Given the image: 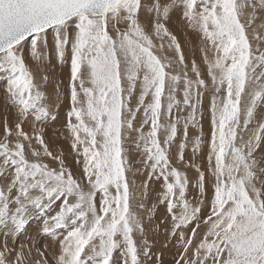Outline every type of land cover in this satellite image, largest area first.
I'll return each instance as SVG.
<instances>
[{
  "label": "snow or ice",
  "instance_id": "6c2138e0",
  "mask_svg": "<svg viewBox=\"0 0 264 264\" xmlns=\"http://www.w3.org/2000/svg\"><path fill=\"white\" fill-rule=\"evenodd\" d=\"M245 7L252 9L247 25L251 26L257 8L264 9V0H0V80L6 82L8 102L17 109L21 122L29 116L43 122L50 116L42 85L26 63L25 43L30 41V58L37 66L48 59L49 31L61 62L66 48L71 47V110L66 127L73 151L80 154L82 149L83 174L90 187L87 192L81 188L39 134L34 138L43 152L33 150L32 138L22 131L20 122L15 125L16 142L10 147L8 138L13 133L5 122L0 180L7 181L10 176V182L0 187V229L12 226L5 237L11 234L15 238L24 228L30 208L43 212L54 200L63 198L60 211L51 217V223L45 220L42 229L53 238L56 230H67L59 241L56 264H114L113 254L118 249L123 264H141L139 256H147L150 246L145 240L138 248L133 238V233L142 234L143 228L131 211L133 193L126 175L129 162L124 143L132 132L139 133L134 143L142 153L141 163L150 169L149 176L158 173L163 180L160 203H166L172 214L173 235L176 229L198 219L200 208L192 207L185 198L189 180L171 166L168 155L179 121L164 124L162 117L170 115L177 105L175 93L182 80L183 103L193 109L185 124L194 123L196 104L192 99L195 96L199 103L200 89L206 84L195 63V80L189 79L187 71L182 75L166 71L173 62L154 53L157 46L152 33L140 22L141 12L154 17L151 27L162 41L160 50L167 38L169 49L174 48L179 57L178 64L184 65L180 45L165 24L172 10L182 9L188 25L211 45L214 58L206 56L205 63L216 93H222L219 99L213 98L211 106L208 162L215 186L211 214L204 220L210 227L193 253L196 258L184 264H205L209 259L212 264H264V191L254 183L256 162L252 159L264 139V123L247 141L241 137L240 146L236 143L241 114L247 129L258 104H264V72H255L257 66L264 68V52L252 53L246 25L240 20ZM113 31L115 36L110 34ZM46 82L44 76L42 83ZM137 85L140 93L133 110L128 98ZM141 110L144 119L136 127L134 121ZM144 125H149L146 133ZM196 143L194 151L199 138ZM26 147L34 158L31 161L26 157ZM179 147L177 161L182 163L185 145ZM41 156L57 160L59 170L50 169L41 162ZM196 171L203 192L205 176L199 168ZM97 193L101 194L99 208L95 203ZM69 197L75 202L70 203ZM11 205H15L14 210ZM177 207L178 215L173 211ZM192 233L196 234V228ZM208 237H212L211 242ZM180 240L185 241L183 233ZM191 243V238L185 241V252ZM8 251L5 245L0 264H6ZM22 260V253H17L16 264H22Z\"/></svg>",
  "mask_w": 264,
  "mask_h": 264
},
{
  "label": "rangeland",
  "instance_id": "374dc122",
  "mask_svg": "<svg viewBox=\"0 0 264 264\" xmlns=\"http://www.w3.org/2000/svg\"><path fill=\"white\" fill-rule=\"evenodd\" d=\"M250 15H252V9L245 7L243 9V14L240 16V20L241 23L246 25V35L253 55H259L264 52V27H262V25H264V9L257 8L254 14L255 19L251 26H247ZM153 19L154 17L152 16L142 15L140 17V22L144 25L146 31L152 33L153 43L157 46V48L154 49V53L162 60L167 58V60L173 62L172 67L166 69V71L181 75L184 71H187L189 79L195 80L196 76L192 71L193 63H195L200 72V78L203 79L206 84L205 88L200 89L202 95L199 98V103H196L195 96H193L192 99V103L196 104L194 123L185 124V121L193 112V109L183 103L182 80L175 93L177 105H174L170 115L166 113L162 117V123L164 124L170 123L172 120L179 121V123H177V135L170 143L168 155L171 166L186 174L189 184L186 188L185 198L192 207H199L200 213L196 221H193L186 227L176 229L175 235H173L174 225L172 214H169L167 211L166 203H160L164 191L163 180L159 177L158 173L149 176L150 169L145 168L141 163L142 153L137 150L136 144L134 143L139 133L132 132L130 138L124 143L129 162V171H127L126 175L130 190L133 193L131 211L137 216L143 228V233L141 234L139 231H136L133 233V238L138 248L142 247V242L145 240L148 241L150 246L147 256L142 253L139 256L141 264H177V261H180V264H184L185 261H191L196 258L193 253L196 251L200 242L204 240L205 234L210 227V222L209 224H205L204 220L211 214V200L215 186V177L209 170L208 162L212 130L211 106L213 98L216 97L219 99L222 93H216L211 78L208 76V66L205 63V57L200 51V46L202 44L209 47H211V45L202 38V34L199 31L188 25V22L182 16V9L172 10L170 12V18L165 24L168 31L176 37L180 45L181 53L184 57V65L178 64L179 57L174 48L169 49L168 44L170 42L167 38H164L163 49L160 50L159 46L162 41L157 39L153 33L151 27V21ZM118 27L123 28L124 25H118ZM49 33L53 38V33L51 31H49ZM110 34L115 36L114 31ZM29 42L25 44H30ZM69 52V60L67 63L69 67L62 74L59 71L46 73V62L42 64V67L37 69H31L29 67L35 76L36 82L42 85L41 91L44 92L46 98L44 103L50 112L49 118L43 122H35L32 116H29L27 120L21 122L19 117H17V109L8 102L5 81L0 80V114L3 116L0 118V142L4 140V127L6 122L8 128L13 133V135L8 138L9 146L12 147L16 142V137L14 135L16 131L15 125L20 122L22 131L32 138V149L43 152V148L34 138L35 135L39 134L43 139L44 145L47 146L52 155L54 157H60L64 167L72 173L74 179L80 183L81 188L87 192L90 190V187L83 174L84 158L82 149L80 154L73 151L71 147L72 138L66 127L68 122L67 113L71 110V47ZM213 58L214 52L212 51L211 57L208 59L211 60ZM65 59L66 56L64 60ZM255 72L256 74L264 72V68L257 66ZM44 76L47 77L46 83H42V78ZM48 83L50 85H48ZM139 93L140 88L139 85H137L132 97L128 98V104L133 110H135L137 106ZM166 97L167 89L163 100L165 108L167 105ZM148 99H150V97L146 98V100ZM245 99H247V97H245ZM52 116H55L56 119H51ZM143 119L144 114L141 110L137 113L134 125L140 127ZM243 119L244 116L242 113L241 126L238 129V138L236 142L237 146H240L241 137L244 141H247L252 131L255 130L260 123H264V104H258L247 129L243 127ZM142 130L146 133L149 130V125H144ZM159 138L162 143L164 139L163 132L159 134ZM198 138L199 146L198 149L194 151V148H197L196 142ZM24 143L27 145L28 142L24 141ZM182 143L185 147L183 149V162L181 163L177 161V156L181 151L179 146ZM25 152L26 157L30 161L34 159L27 147ZM252 159L256 162L255 168H253L256 174L254 183L258 188H262V191H264V187H262L264 172H261V169H264V139L260 141L259 146L254 150ZM40 160L47 164L50 169L59 170L60 168L59 162L55 159L41 156ZM197 168H199L205 176L203 192H201L198 187L199 173L196 171ZM7 182H10V176L7 181L0 180V187H3ZM113 194H115L114 190ZM12 196H15V191H13ZM100 200L101 194L97 193L95 196L97 208H99ZM63 202V198L54 200L43 212L30 208L24 228L16 234L15 238L11 234L7 237L4 235L5 232H10L11 225H9V228L0 229V252L4 251L5 245L9 249V251L5 253L6 264H16L17 253H22L23 255L22 264H45V260L47 264H56L54 259L60 252L59 241L63 238V235L66 234L67 230H56V236L53 238L50 233H44L42 229L45 220H49L51 223V217L55 216L60 211ZM69 202L74 203L75 198L69 197ZM10 207L12 210L15 209V205H11ZM173 211L178 215L180 209L177 207ZM197 225H199V227H197ZM193 228H196L195 235L192 233ZM181 233H183L185 241L188 238L192 239V243L187 245V252L184 251L185 241L180 240ZM207 239L208 242H211L212 237H208ZM41 253H43V255H41ZM202 254L203 250L201 252V255ZM181 257H183V259H181ZM52 258L54 259L52 260ZM113 259L114 264H123V258L120 255L119 249L114 252ZM205 264H212V260L209 259L205 261Z\"/></svg>",
  "mask_w": 264,
  "mask_h": 264
},
{
  "label": "bare ground",
  "instance_id": "6f19581e",
  "mask_svg": "<svg viewBox=\"0 0 264 264\" xmlns=\"http://www.w3.org/2000/svg\"><path fill=\"white\" fill-rule=\"evenodd\" d=\"M145 3H148L149 0H144ZM142 15H148L146 14V12H141L140 14V17ZM47 41H48V48H47V55H48V59L45 61L46 62V68H45V72L48 73V72H53V71H59L61 74L66 71L68 69V53H70V46H68L66 48V51H65V56H66V59L61 62L58 57L56 56V53H55V47H54V42H53V38L51 36V34L49 33L48 36H47ZM30 43V42H29ZM29 48H30V44H25L24 46V55H25V58H26V63L28 64V66L31 68V69H37V68H40L42 67L43 65L41 66H37L35 63H33L31 61V58H30V53H29ZM42 51H45L42 49ZM200 51L202 53V55L204 57L207 56V58L211 57V47L205 45V44H202L200 46ZM48 75V74H47ZM6 84V82H5ZM48 85H50L48 83ZM12 114V113H11ZM18 114V113H17ZM11 116V115H10ZM17 116V115H16ZM65 116V115H64ZM3 117L1 116L0 114V118ZM12 117V116H11ZM18 117V116H17ZM31 118V117H30ZM66 118V117H65ZM2 121V120H1ZM6 121V120H5ZM10 122V121H9ZM28 122V121H27ZM30 123V122H29ZM24 125V124H23ZM25 126V125H24ZM3 127V126H2ZM24 129V128H23ZM49 130V129H48ZM51 133V131H50ZM55 243V242H54ZM57 246V245H56ZM59 246V245H58ZM55 247V245H54ZM57 255V254H56ZM56 257V256H55ZM54 258H52L53 260ZM55 260V259H54ZM55 263V262H54Z\"/></svg>",
  "mask_w": 264,
  "mask_h": 264
}]
</instances>
